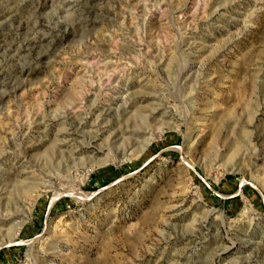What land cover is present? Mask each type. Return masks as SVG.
Here are the masks:
<instances>
[{
    "label": "rangeland",
    "instance_id": "1",
    "mask_svg": "<svg viewBox=\"0 0 264 264\" xmlns=\"http://www.w3.org/2000/svg\"><path fill=\"white\" fill-rule=\"evenodd\" d=\"M18 224L0 264H264V0H0Z\"/></svg>",
    "mask_w": 264,
    "mask_h": 264
},
{
    "label": "bare ground",
    "instance_id": "2",
    "mask_svg": "<svg viewBox=\"0 0 264 264\" xmlns=\"http://www.w3.org/2000/svg\"><path fill=\"white\" fill-rule=\"evenodd\" d=\"M145 116V115H144ZM146 116H148L147 114H146ZM146 127V126H145ZM144 127V128H145ZM126 129H127V127H126ZM124 131H126V130H124ZM132 133H134V132H132ZM94 136V135H93ZM148 136H153V131H151L150 129L148 130ZM147 136V138H145L144 140H142L138 145H139V150H143L144 148H145V146L149 143V141H150V137H148ZM185 138L186 139H188V136H187V134H185ZM238 141V140H237ZM235 142V141H234ZM136 147H137V145H136ZM236 147H238V146H236ZM117 148L118 147H116V148H113L114 149V152H116V150H117ZM140 152V151H139ZM117 154V153H116ZM218 166V165H217ZM216 166V167H217ZM232 169L234 168H236L237 167V164L236 163H232ZM25 218H29L28 216H26ZM18 231H19V224L13 229V231H12V233L10 234V236H8L7 238L6 237H4V238H0V246L2 245V244H6L7 242L9 243V242H11V240H13L14 239V236H15V234H17L18 233Z\"/></svg>",
    "mask_w": 264,
    "mask_h": 264
}]
</instances>
